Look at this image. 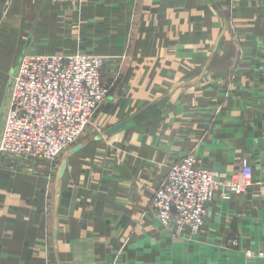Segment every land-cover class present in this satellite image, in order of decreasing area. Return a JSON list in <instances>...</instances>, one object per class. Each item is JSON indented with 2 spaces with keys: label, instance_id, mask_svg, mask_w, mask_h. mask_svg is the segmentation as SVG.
<instances>
[{
  "label": "crops",
  "instance_id": "obj_1",
  "mask_svg": "<svg viewBox=\"0 0 264 264\" xmlns=\"http://www.w3.org/2000/svg\"><path fill=\"white\" fill-rule=\"evenodd\" d=\"M2 10L0 129L25 52L103 54L110 94L55 162L0 153V264H264L247 254L264 239V211L236 209L245 194L216 197L197 236L173 238L151 206L189 153L226 179L245 157L261 173L264 0H0Z\"/></svg>",
  "mask_w": 264,
  "mask_h": 264
},
{
  "label": "built area",
  "instance_id": "obj_2",
  "mask_svg": "<svg viewBox=\"0 0 264 264\" xmlns=\"http://www.w3.org/2000/svg\"><path fill=\"white\" fill-rule=\"evenodd\" d=\"M107 56L94 52H25L10 77L0 129V153L24 154L55 162L73 146L109 97L102 76ZM264 188V165L256 174L248 157L239 171L223 178L186 154L167 172L151 206L172 237L200 234L216 197L224 201ZM264 205V192L257 200ZM237 244V241L234 242Z\"/></svg>",
  "mask_w": 264,
  "mask_h": 264
},
{
  "label": "rangeland",
  "instance_id": "obj_3",
  "mask_svg": "<svg viewBox=\"0 0 264 264\" xmlns=\"http://www.w3.org/2000/svg\"><path fill=\"white\" fill-rule=\"evenodd\" d=\"M6 11L7 10L0 11V28H1L2 24H3V20L6 17V13H7ZM15 66L16 65H14L13 68L11 69V71L8 73L7 80L10 79L11 74L13 73ZM104 67H105V65L103 66V69H102V76H103ZM95 117H96V115H95ZM95 117L93 118L92 122L87 126L86 130L83 132V134L81 135V137L84 136L91 128H93V124H94V121H95ZM254 188H259V187H254ZM254 188H252L250 190V192H252ZM259 189H261L260 192H259V194H262L264 192V188H259ZM249 194L250 193H249V190H248L245 193V196L246 197L243 198V201L236 207V209H241L243 212L248 211V210L249 211L256 212V213L263 212L264 211V205L259 204L258 201H253L252 202V200L247 197ZM232 200H234V199H232ZM232 200H230V201H232ZM235 241H237V239H234L233 240V244H234ZM234 245H238V241H237V244H234ZM247 254H249V255L258 254L260 256H263L264 255V239L260 240L259 249H248L247 250Z\"/></svg>",
  "mask_w": 264,
  "mask_h": 264
},
{
  "label": "water",
  "instance_id": "obj_4",
  "mask_svg": "<svg viewBox=\"0 0 264 264\" xmlns=\"http://www.w3.org/2000/svg\"><path fill=\"white\" fill-rule=\"evenodd\" d=\"M118 128H120V125L114 127L113 130H116V129H118ZM64 169H65V166L63 167V170H64Z\"/></svg>",
  "mask_w": 264,
  "mask_h": 264
}]
</instances>
